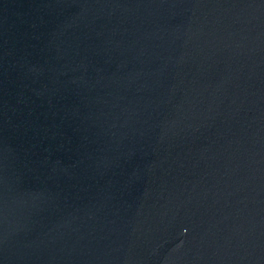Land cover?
<instances>
[{"label": "water", "instance_id": "95a60500", "mask_svg": "<svg viewBox=\"0 0 264 264\" xmlns=\"http://www.w3.org/2000/svg\"><path fill=\"white\" fill-rule=\"evenodd\" d=\"M0 264H264V0H0Z\"/></svg>", "mask_w": 264, "mask_h": 264}]
</instances>
